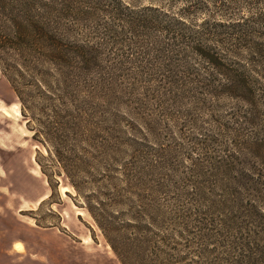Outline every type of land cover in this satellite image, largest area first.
<instances>
[{"label":"rangeland","instance_id":"374dc122","mask_svg":"<svg viewBox=\"0 0 264 264\" xmlns=\"http://www.w3.org/2000/svg\"><path fill=\"white\" fill-rule=\"evenodd\" d=\"M29 1L34 58L0 73V264H264V0Z\"/></svg>","mask_w":264,"mask_h":264},{"label":"trees","instance_id":"16d2710c","mask_svg":"<svg viewBox=\"0 0 264 264\" xmlns=\"http://www.w3.org/2000/svg\"><path fill=\"white\" fill-rule=\"evenodd\" d=\"M114 2V6L112 10H119L121 9H129L133 8L135 10H150V11H161L163 9L170 10L173 8V6L178 3L179 5L176 7V12L180 15L189 16L193 14L192 16H195L196 13V0H146L147 3L145 5L137 6L139 2L129 0L130 2H134L135 4H127L123 3L121 0H112ZM22 8L24 10V15L22 16V21H19L20 15H18L14 9H15V0H0V73L4 75V70L10 67H14V59L15 55L18 54L20 51H24L27 55H30L34 58V14L32 12V2L29 0H24L22 2ZM134 5V6H133ZM8 19V21L11 24V28H9L6 31V25L4 23V20ZM180 22V21H179ZM46 25L42 24L40 21H38V25L35 28V39L37 42V47L46 49V46L44 47V42L48 40V29L45 27ZM195 51H196V41L193 45ZM83 45H80L76 47L80 53H77L81 56V52L83 49ZM199 52L203 58H205L207 61H209L211 64L216 63V61H220L221 56L215 52L212 51L210 48H205L204 46L198 45ZM40 49V50H42ZM7 58L10 61H7ZM89 62L86 59L83 61ZM86 66H89L87 64ZM19 100V102L23 103L19 90L12 85L11 80L9 78H6ZM241 86H243V83H240ZM22 108V116L25 118L26 125L28 129L32 131L31 137L38 141L41 144H49L52 147V153L55 157V161L57 164H59L60 168L64 171L65 175L67 176V168L65 157L63 155V151H59L55 144H57L56 141L57 137L53 135V131L49 129L47 124L43 125V129H39L34 126V117L31 114H28L27 112L23 111V105ZM33 123L30 125V123ZM36 163L39 166L40 172L46 177L47 180V173L42 167V165L39 163L38 160H36ZM72 185L73 183L69 181ZM74 186V185H73ZM90 215L96 222V224L102 229V232L104 234V237L108 241L112 251L117 255V251L115 246L113 245L112 241L110 240L108 234L103 231V227L100 224V222L97 220V215L92 211L90 207H87ZM122 262V261H121ZM123 264V262H122Z\"/></svg>","mask_w":264,"mask_h":264},{"label":"bare ground","instance_id":"6f19581e","mask_svg":"<svg viewBox=\"0 0 264 264\" xmlns=\"http://www.w3.org/2000/svg\"><path fill=\"white\" fill-rule=\"evenodd\" d=\"M4 113L6 114V112L4 111Z\"/></svg>","mask_w":264,"mask_h":264}]
</instances>
